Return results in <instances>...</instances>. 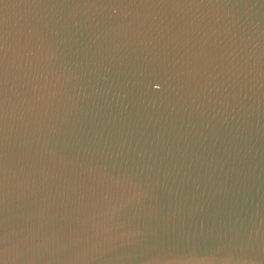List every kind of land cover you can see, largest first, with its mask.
I'll list each match as a JSON object with an SVG mask.
<instances>
[{"label": "water", "instance_id": "obj_1", "mask_svg": "<svg viewBox=\"0 0 264 264\" xmlns=\"http://www.w3.org/2000/svg\"><path fill=\"white\" fill-rule=\"evenodd\" d=\"M0 264H264V0H0Z\"/></svg>", "mask_w": 264, "mask_h": 264}]
</instances>
